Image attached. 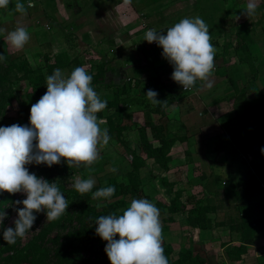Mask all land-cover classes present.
<instances>
[{
  "label": "rangeland",
  "instance_id": "obj_1",
  "mask_svg": "<svg viewBox=\"0 0 264 264\" xmlns=\"http://www.w3.org/2000/svg\"><path fill=\"white\" fill-rule=\"evenodd\" d=\"M38 1L39 5L37 6L36 0H20L27 9L26 15L15 11L17 0H10L7 8H0V29L4 30L0 32L1 53L5 41V46L10 55L25 54L32 66L36 67L44 62L43 56L48 55L51 59H54L57 53L66 50L72 58L78 56L80 60H85L89 74L91 68H95L94 65L98 62L96 59L99 57L96 58L95 56L98 52L102 53L103 57L114 59L113 66H121L119 70L122 73L125 70L127 75L136 78H146L150 75H157V73L164 77L172 76V73L168 71V69H171V64L163 57V50L160 51L162 48L159 49V46L153 47L150 43L144 41V34L147 29L165 30L174 26L183 18L199 16L209 26L211 43L218 52L222 47L229 44L234 37V33L229 37L222 34L223 28L226 27L224 23L231 20L235 23H242L249 18L242 14L248 0H154L152 3H150V0H130L128 4H125L124 0ZM29 2L33 5L32 7H28ZM260 3L261 0H258V7ZM159 10L163 11L164 14L155 16V18L153 14L155 15ZM148 15H152L150 16L152 18L147 19L146 16ZM237 16L240 17L238 20ZM261 16L262 12L258 8L256 14L250 17L248 22H256ZM37 24L41 26H37ZM18 26L25 27L30 34L29 42L21 50L13 49L6 40L7 33ZM226 29L230 32L229 28L226 27ZM258 31L261 33L260 28H258ZM259 39H261V41L259 40L260 43L252 47V54L259 69L258 75L264 78V35L263 37L261 35ZM215 44L218 45L215 46ZM232 50L233 48H230V51ZM143 62H146V64ZM215 63L213 74L210 77L211 88L198 80L202 84L201 90L195 92V86L189 90L190 92L186 97H180L179 100H176L178 103L174 105L173 112L171 111L173 105L167 108L170 115L176 116V119L181 118L186 125L185 131L182 133L191 136L188 141H181L172 148L170 153L172 157L171 170L166 171L156 164H151L152 161L149 160V164L153 166L152 173L155 176L151 175L149 170L143 174L145 179L144 191L150 196L149 201L159 211L161 209L157 206V201H162L167 205H170L171 201V196L167 195L166 188L160 184L159 177L167 176L170 181H175V190L184 189L182 201L186 202L190 193L195 194L204 189L203 185L207 182L206 179L203 180L202 186H195L194 184L195 182L201 183L199 181L202 180L200 174L205 173L208 179L219 177L216 188L220 189L222 193L225 191L229 195L233 184L238 185L236 189L240 188L242 191L243 178L247 179L251 185L252 177L249 176V172L256 173V165L264 161V155H262L264 152L261 151V149H264V143L261 144L264 139L263 135L257 138L254 143V149L258 145V149H255L258 153L250 152L248 156H243L241 150L237 148L243 138L242 127L244 128L245 122L249 121V124L262 125L260 133L264 134V112L260 116L258 115L257 120L253 118L255 116L252 114L240 118V109L236 111L234 104H231L232 100L229 99V97H232L234 100L235 96L234 91L230 88L227 91V83L230 80L219 78L218 71L220 68L218 64L220 61H215ZM0 64L2 67L6 65L4 61H0ZM62 72L66 76L70 74L68 69L62 70ZM111 76L108 73L107 81ZM19 84L24 83L20 82ZM243 86H245L246 97L254 102L256 97L259 96V92L251 87L249 83H245ZM14 91L15 95H20L21 99L26 98L27 90L19 89L16 86ZM103 91L104 93L99 95L100 99L114 97L112 89L103 88ZM135 92L141 93L137 89ZM3 93V89L0 87V105L3 103L0 124L5 123L7 126L12 124L25 125L17 116L19 106L17 99H10ZM97 94L99 93L97 92ZM3 97L4 100H2ZM227 98L228 100H226ZM5 107L6 109H4ZM141 113L143 112L138 113L137 111L135 116L132 115L133 120L140 122V119H142L144 124L148 126L155 122L166 121L165 118L160 120L158 116L148 112H144L143 115ZM139 116L141 117L139 118ZM137 137L136 130L126 131L123 134L124 140H127L133 148L137 145L135 144L138 140ZM225 138L230 139L232 144H226L223 141ZM187 151L190 152V157ZM99 152L103 156L101 155L93 165L96 168L99 166V169H103L97 174L100 178H106L107 173H112L113 169H115L113 173L119 176L129 169L127 162L129 158L127 156L122 157L125 151L121 145L114 148L108 143L106 147L100 148ZM194 167L198 172L195 173V176H199V178L191 173ZM40 177H43V175ZM77 177L81 178L79 175ZM92 178L95 179L96 184L99 183V178L96 175ZM101 182H103V179ZM70 185L71 182L68 183V186ZM256 190L258 192L256 198L248 199L246 203H240L241 213L247 217L264 218V183L257 185ZM17 198L18 200L26 199V194L17 193ZM206 201H209L212 205L217 203L214 197ZM217 204H220L218 211L209 214L213 219V224L208 229L191 231L182 215H175L174 221L170 223H165L163 216L160 215L162 226L168 225L167 230L162 231L165 256L169 255L176 258L182 251L191 248L195 249V253H201L204 257L212 259L213 264H226L228 261L226 260L227 249L234 244H238L239 242L236 239L241 236L239 231H233L229 226L221 223L225 222L226 219L228 220L229 212L231 213L230 210L226 209L227 202ZM17 207L23 208V204L17 205ZM187 207L190 208L191 205L188 204ZM41 217V220L34 223L33 228L21 239L18 249L24 247L49 224L50 221H47L46 212H43ZM16 218H18V214L14 209L8 212L6 215L7 226L12 225ZM81 228L83 227L78 219L62 221L52 228L42 240V245L49 250V258L42 264H103L104 260L101 259L100 255V243L106 241L102 240L100 242L96 239L87 241L83 236L78 239L71 237ZM237 233L239 236H237ZM263 236L264 233L261 232L257 235L259 239L256 244L248 245L249 250L245 254L244 260L238 262V264H258L257 260L264 261ZM62 245L65 250H63ZM57 247H61V251L66 253L71 260L59 261V256L56 253ZM7 256L6 253L0 255V264H6L4 259ZM21 264H29V262L23 261ZM227 264L231 263L228 261Z\"/></svg>",
  "mask_w": 264,
  "mask_h": 264
},
{
  "label": "trees",
  "instance_id": "obj_2",
  "mask_svg": "<svg viewBox=\"0 0 264 264\" xmlns=\"http://www.w3.org/2000/svg\"><path fill=\"white\" fill-rule=\"evenodd\" d=\"M153 1L154 0H150V3ZM36 4L37 6L39 5L38 0H36ZM258 8L261 10L262 16L260 19L256 20V22L250 23L248 22L250 18H248L242 23H235L233 20L224 23V25L229 28L230 32L224 27L222 34L229 37L234 33V37L229 44L222 47L215 55V61H220L218 64L220 68L218 71L219 78L229 79L227 91H229L230 88L235 94L234 100L232 97H229V99L232 100L231 104H234L236 111L240 109V118L244 115L252 114L255 116L253 118L256 120L260 114L264 112V78L258 75L259 69L254 62L252 47L260 43L261 39L259 38L261 35L262 37L264 35V0H261ZM163 14L164 12L159 10L155 15L153 14V16H161ZM46 15L44 16L46 17ZM150 16H146L147 19H149ZM39 25L40 24H37V26ZM42 26L44 27V25ZM74 26L76 25L74 24ZM258 28H260L261 33L258 31ZM166 31L167 29H161L159 31L157 29V32L165 35ZM4 42L3 51L2 53L0 52V54L5 56V60L3 61L6 65L2 67L0 64V87L3 89L4 95H7L10 99H17L19 105L17 108V116L25 125L30 126L29 117L31 106L47 91L46 77L51 75L57 68L61 69V71L68 69L71 73L76 67L86 66L85 60H80L78 56L72 58L68 51L61 50L56 54L54 59H51L48 55L43 56L44 62L33 67L25 54L10 55ZM216 45L218 44H215V46ZM160 48L161 47H159V49ZM230 48H233V50L230 51ZM161 50L163 49H160V51ZM95 56L99 58L96 59L98 62L95 63V68H91L89 72V75L93 77L91 86L96 92L103 91V88H110L114 94V97L111 99H101L107 101V107L105 110L99 112L97 116L99 119H105L106 121L101 127H106L108 129L111 137L109 141L110 145L114 148L121 145L124 148L125 152L122 157L125 158V156H127L129 158V161H127L129 169L120 176L113 173V171L112 173H107L106 178H100L97 174L103 169H99V166L96 168L92 165L90 168H86L81 165L79 168H70L63 159L60 164L53 165L50 168L46 164L27 165L26 167H28L30 173H35L38 177L43 175L50 183L56 182L67 199L69 206L59 219L50 221L37 236L21 249H18L21 242L20 238L17 239L14 245H8L3 239L4 230L8 227H14V223L7 226L5 217L0 226V255L4 253L8 254L4 259L6 264H21L23 261L29 262V264H42L49 258V250L42 245V240L52 228L66 220L78 219L83 227L78 230L77 233L71 235L74 239L83 236L87 241L96 239L101 242L102 239L95 231L96 219L102 215L113 213L122 215L123 210H126V208L130 206V202L133 199L144 198L150 200V196L144 191L145 179L143 174H145L147 170L150 171L151 175L153 174V166L151 164H156L166 171L171 170L170 163L172 157L170 153L172 148L177 142H185L190 139L191 135L182 133L185 131L186 125L181 118L176 119L174 115L167 116V108L174 103L177 105L178 102H176V100H179L180 97H186L190 91L185 92L180 84L172 82L171 76L164 77L160 73H157V75H150L146 78H136L127 75L125 79L107 81L108 73L114 70V66L111 65L114 59L103 57L100 53H97ZM171 72V69H169V73ZM20 82L24 84L20 85ZM199 83V81L196 83L195 92L201 90L202 84L200 83L201 85L199 86ZM245 83L251 84V87L259 92V96L256 97L254 102L252 99L246 97L244 90L245 86H243ZM16 86L19 89L22 88L27 90L25 99H21L20 95H15L14 90H16ZM136 89L140 90L141 93L135 92ZM149 89L158 93V100L167 101V106L153 105L146 96ZM4 99L3 97L2 100ZM226 100H228V98ZM2 104L0 105V115L1 108L3 107ZM4 109H6V107ZM206 110L204 111L207 112ZM5 111L3 112L4 114ZM137 111L138 113H151L158 116L160 120L166 116L169 117V119L158 123L155 122L148 126L145 125L143 121L138 122L133 120L132 115L136 114ZM141 116H139V118ZM0 126H7V124L1 123ZM261 128L262 125H258L257 123L249 124V121L244 123V128L242 127L243 138L239 143V147H237L241 150V155L248 156L250 152L258 153V151L254 149V143L256 139L262 135L264 138V134L260 133ZM130 130H136L138 134V140L135 143L137 145L134 148L123 138V134ZM223 141L226 144H232L230 143V139L225 138ZM263 143L264 139L261 144ZM187 154L190 157L189 151H187ZM101 155L102 153H100L99 157ZM149 160L152 161L151 164H149ZM123 161L125 162L124 159ZM255 168L256 173L248 171L249 176L252 177V186L247 179L243 178L242 182L244 186L242 187V191L240 188L236 189L238 185L233 184L231 185V187H233L229 195L225 191L222 193L220 189L216 188L219 177L208 179L206 177L207 175L202 173L199 175L202 179L199 180L201 183L195 182L194 184L195 186H202L204 183L203 180L206 179L207 182L203 185L204 189L195 194L190 193L186 202L182 201L184 189L175 190V181H170L167 176L159 177L160 184L166 188L167 195L171 196L170 205L162 201H157V206L161 209L160 215L163 216V221L165 223H170L174 221L175 215H182L187 226L191 228V231L196 229H208L211 228L213 224V219L209 214L218 211L220 204L217 203L227 202L226 209L230 210L231 213L229 212V219L221 223L229 226L233 231H239L241 237H239L240 242L238 244H234L231 248L227 249L226 260L231 264L242 262L245 254L249 250L248 245L255 244L257 235L261 232L264 233V218L244 216L241 213L240 207L241 202L246 203L248 199L256 198L258 193L256 190L257 185L259 186L260 183H264V161L256 165ZM191 173L195 176V173H198L197 169L195 167L192 168ZM78 175L82 179H87L89 176L93 177L96 175L99 178V183L95 184L92 192L80 194L73 188L74 180ZM153 176L155 175L153 174ZM199 176L195 177L199 178ZM102 179L103 182H101ZM69 182H71L70 186H68ZM105 186H115L116 191L111 199L93 200L92 194L99 188ZM211 197L217 200V203L214 205L206 201ZM17 200V194L13 195L8 192H0V212L7 214L11 212V210L17 208V205L14 203ZM13 204L14 206L12 207ZM97 204H101L102 206L97 208ZM188 204L191 205L190 208L187 207ZM121 208L124 209L120 210ZM42 213L43 212L34 213L37 217L35 223L41 220ZM167 227L168 225H163L162 231H166ZM116 238L119 239V236ZM106 244L107 242L100 243V255L101 259L104 260L103 264H111L105 252ZM62 248L65 250L63 245ZM62 248H56L59 261H70L71 258L61 251ZM166 257L169 260V264H213L212 259L210 260L204 257L201 253H195V249L191 248L182 251L176 258H172L169 255ZM260 264H264V261L260 262Z\"/></svg>",
  "mask_w": 264,
  "mask_h": 264
},
{
  "label": "clouds",
  "instance_id": "obj_3",
  "mask_svg": "<svg viewBox=\"0 0 264 264\" xmlns=\"http://www.w3.org/2000/svg\"><path fill=\"white\" fill-rule=\"evenodd\" d=\"M9 4L10 0H0V8H7ZM32 6L29 2L28 7ZM257 9L258 0H248L242 14L250 18ZM15 11L27 14L20 0L15 4ZM6 40L13 49L21 50L29 42L30 34L25 27L18 26L7 33ZM144 41L155 42L163 49V57L174 67L171 78L185 92L193 89L198 80L212 87L210 77L217 49L202 18H183L168 28L166 35L149 29ZM3 60L5 56L0 54V61ZM92 79L86 66L74 68L67 76L61 69H55L46 77L47 91L31 106L30 126H0V192L26 194V199L14 202L23 204V208L14 209L18 214L14 227L3 232L8 245L23 239L33 228L37 219L34 213L46 212L47 221H55L69 206L56 182L50 183L30 173L26 166L46 164L50 168L63 159L70 168L81 165L90 168L99 158V149L108 145L109 131L101 127L106 121L97 116L106 109L107 101L101 100L93 89ZM146 96L153 105L167 106V101L157 99L158 93L154 90L149 89ZM95 184L91 176L77 177L73 188L85 194L92 192ZM115 191V186L101 187L92 194V199L110 200ZM101 206L97 204V208ZM6 215L0 212V224ZM95 224L96 234L107 242L105 252L111 264H169L164 254L160 211L148 199H133L122 215H102Z\"/></svg>",
  "mask_w": 264,
  "mask_h": 264
},
{
  "label": "crops",
  "instance_id": "obj_4",
  "mask_svg": "<svg viewBox=\"0 0 264 264\" xmlns=\"http://www.w3.org/2000/svg\"><path fill=\"white\" fill-rule=\"evenodd\" d=\"M49 14V13H48ZM79 29V28H78ZM98 53V52H97ZM99 54V53H98ZM101 55H102V53H100ZM103 56V55H102ZM108 59H111V58H108ZM144 64H146V62H143ZM111 65H113V62H112V64ZM172 66V65H171ZM121 67V66H120ZM120 67H114V70H112V71H110L109 73L112 75L111 77H110V79H109V81H113V80H121V79H125L126 77H127V73H126V71L125 70H123V73L119 70V68ZM170 68V67H169ZM168 71H169V69H168ZM135 77V76H134ZM137 78H139V77H137ZM99 94L98 95H100V94H102V93H104V91L103 92H98ZM107 94V93H106ZM174 105H176V103H174L173 104V106L171 107L172 109H171V111L173 112L174 111ZM144 114V113H143ZM142 114V115H143ZM170 114H169V111H168V109H167V116H169ZM133 116H135V114L133 115ZM163 117L162 119H166V121H167V119H169V117ZM140 121H142V119H140ZM179 143H181V142H177L174 146H176V145H178ZM237 236H239V234L237 233ZM264 237V236H263ZM238 238V237H237ZM258 237H257V240L256 241H258ZM238 242H240L239 241V239H236ZM255 244H256V242H255ZM257 262H259L258 264H260V261L259 260H257ZM261 262H263V261H261ZM227 263H228V261H227ZM226 263V264H227Z\"/></svg>",
  "mask_w": 264,
  "mask_h": 264
},
{
  "label": "built area",
  "instance_id": "obj_5",
  "mask_svg": "<svg viewBox=\"0 0 264 264\" xmlns=\"http://www.w3.org/2000/svg\"><path fill=\"white\" fill-rule=\"evenodd\" d=\"M147 30H149V29H147ZM151 45H157V43L153 42V43H151ZM171 71H172L171 73H173V71H174V67L173 66H171ZM171 80H172L173 83H176L172 78H171ZM176 84H178V83H176ZM181 87H182V85H181ZM182 89H183V87H182Z\"/></svg>",
  "mask_w": 264,
  "mask_h": 264
},
{
  "label": "water",
  "instance_id": "obj_6",
  "mask_svg": "<svg viewBox=\"0 0 264 264\" xmlns=\"http://www.w3.org/2000/svg\"><path fill=\"white\" fill-rule=\"evenodd\" d=\"M255 149H258V145H256V148Z\"/></svg>",
  "mask_w": 264,
  "mask_h": 264
}]
</instances>
